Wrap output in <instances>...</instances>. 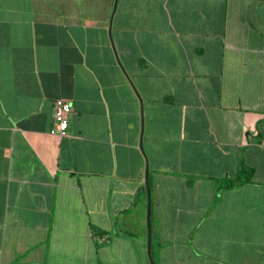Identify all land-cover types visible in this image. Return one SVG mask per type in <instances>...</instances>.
<instances>
[{"label":"crops","instance_id":"0c3cea01","mask_svg":"<svg viewBox=\"0 0 264 264\" xmlns=\"http://www.w3.org/2000/svg\"><path fill=\"white\" fill-rule=\"evenodd\" d=\"M0 264H264V0H0Z\"/></svg>","mask_w":264,"mask_h":264},{"label":"built area","instance_id":"2783aa9c","mask_svg":"<svg viewBox=\"0 0 264 264\" xmlns=\"http://www.w3.org/2000/svg\"><path fill=\"white\" fill-rule=\"evenodd\" d=\"M73 109V103L68 99L59 98L54 105V122L51 130L52 134L64 137L68 134L69 113Z\"/></svg>","mask_w":264,"mask_h":264},{"label":"trees","instance_id":"16d2710c","mask_svg":"<svg viewBox=\"0 0 264 264\" xmlns=\"http://www.w3.org/2000/svg\"><path fill=\"white\" fill-rule=\"evenodd\" d=\"M253 175L254 169L251 166L243 163L236 175L232 177L227 176L215 178V184L217 185L218 190L220 191L237 188L244 185L245 183L251 182L253 179ZM216 202L217 200L215 201V203Z\"/></svg>","mask_w":264,"mask_h":264}]
</instances>
